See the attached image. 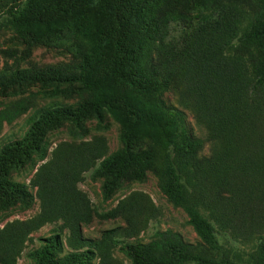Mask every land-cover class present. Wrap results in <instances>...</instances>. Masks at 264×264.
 <instances>
[{"label": "trees", "instance_id": "16d2710c", "mask_svg": "<svg viewBox=\"0 0 264 264\" xmlns=\"http://www.w3.org/2000/svg\"><path fill=\"white\" fill-rule=\"evenodd\" d=\"M1 28L16 30L31 45L73 38L88 44L76 48L73 64L0 71L2 87L40 84L53 96L83 98L74 107L39 108L25 135L0 150L1 205L30 196L28 186L9 174L45 152L51 129L81 125L104 109L123 128V146L110 155L101 137L54 148L32 180L40 212L0 229L1 264H17L31 233L59 220V231L31 253V264H95L98 256L100 264H123L112 256L115 248L132 264H264V0H174L164 7L158 0H7L0 5ZM161 88L182 90L185 105L214 140L209 158L199 157L203 140L190 133L186 112L154 94ZM31 107V98L23 97L1 109L0 132L5 121ZM88 171L106 178L107 197L122 179L154 173L200 241L188 242L172 229L142 241L157 211L141 192L114 209L125 227L86 239L82 223L94 208L78 183ZM65 229L75 250L58 255ZM255 234L261 241L247 259L223 241L231 235L244 242Z\"/></svg>", "mask_w": 264, "mask_h": 264}, {"label": "rangeland", "instance_id": "374dc122", "mask_svg": "<svg viewBox=\"0 0 264 264\" xmlns=\"http://www.w3.org/2000/svg\"><path fill=\"white\" fill-rule=\"evenodd\" d=\"M6 1L0 0V5H3ZM173 1L158 0V6L164 7L166 4L173 3ZM78 46L85 50L88 44L85 39L73 38L69 41H59L51 46L44 44L31 45L29 40L16 30L1 28L0 48L14 50L17 52V56L5 57L0 53V71L5 68L15 71L33 67H63L73 64L78 62V55L75 52ZM1 84H6V82ZM50 91L51 88L41 86L40 84L18 87L13 85L2 87L0 85V110L23 97H29L33 101V107L26 113L11 122H4L0 132V150L6 144L25 135L30 126V118L39 108L55 104L74 107L83 100L79 95L71 97L53 96ZM154 94H158L167 103L175 105L186 112L187 126L190 133L203 140V146L198 151L199 157L209 158L214 150V140L209 136L207 127L197 122L195 112L185 105L187 101L185 95L182 94V90L161 88ZM122 134L123 128L121 124L105 109L99 113L91 114L81 125L64 122L51 129L47 134L44 145L45 152L35 153L23 167L11 170L9 180L26 184L30 196L19 198L16 203L9 206L0 204V229L11 221L17 219L27 220L40 212L41 203L37 194L38 188L32 184V180L38 168L50 159L52 151L60 143H79L83 140L101 137L106 140L109 148L108 155H110L122 148ZM106 181V178L94 177L92 176V172L88 171L84 173L82 180L78 183L79 187L88 195L94 208L92 217L82 223V234L86 239H99L106 230L125 227L127 222L123 214L114 212V209L122 199L131 193L141 192L150 197L157 211V217L151 219L148 227L141 233L140 239L142 241L148 242L156 230L165 229L180 232L188 242L197 243L200 241L196 230L189 222L188 214L184 209L176 206L168 199L161 190L158 178L154 173L148 172L143 179H122L114 192L108 197L105 195ZM101 213L105 214V216H101ZM62 224V220L46 223L33 231L31 233L32 239L26 241L17 259V264L33 263L34 259L31 257V253L42 247L46 239L55 235ZM68 235L69 231L65 229L62 236V251L58 252V255L75 250L67 241ZM223 241L228 247H236L243 254V257L247 259L251 255H256V247L259 245L261 239L257 238V234H255L251 240L239 242L234 240L230 235L227 238H223ZM112 256L123 264H132L125 253L118 248L112 251ZM100 261L101 257L98 256L95 258L94 263L100 264Z\"/></svg>", "mask_w": 264, "mask_h": 264}]
</instances>
